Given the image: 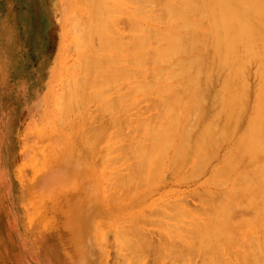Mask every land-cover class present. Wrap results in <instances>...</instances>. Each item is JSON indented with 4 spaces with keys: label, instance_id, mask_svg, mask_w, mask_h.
<instances>
[{
    "label": "bare ground",
    "instance_id": "1",
    "mask_svg": "<svg viewBox=\"0 0 264 264\" xmlns=\"http://www.w3.org/2000/svg\"><path fill=\"white\" fill-rule=\"evenodd\" d=\"M67 4L65 18L72 28L69 29L67 22L66 25L72 33L71 42L77 47L76 63L80 66L70 69V73L66 69L56 71L55 77L65 86L59 94L53 92V100L52 94L45 98V101L50 98L53 106L46 108L40 123L27 120L21 128L22 152L16 171L25 184L24 209L21 213L0 216V254L9 255L15 264H52V260H42L39 256L43 251L39 245L48 249V243L53 240L42 239L37 245L36 236L41 227L38 217L44 206L47 209L48 205L43 204L51 199V194L74 189L67 195L74 207L64 216L70 227L69 247L73 257L99 246L106 251L109 261L115 262L119 258L117 250L122 253L121 249H128L132 255L124 254L129 259L122 262L138 264V255L147 254L144 250L150 242L144 233L154 222L151 225H158L174 237L184 236L179 235L182 228L189 233L184 239L181 237L184 241H180V246L171 243L180 250L167 247L170 253L192 254L198 251L194 247L201 245L209 250L202 248L205 251H211L207 256L212 261L209 264H264V238L261 241L258 233V228L264 226V0H68ZM122 19L126 23V35L117 28ZM142 104L147 105L148 111L141 112ZM134 109L140 111L133 113ZM50 139L65 142L70 153L81 156L82 174L93 173L90 180L97 182L82 184L73 181L77 180L73 175L72 179L56 184L49 180L52 171L48 170L42 177L48 188L31 182L35 179L31 174L37 168V173L43 171L36 167L35 161L49 153L43 145ZM224 142L228 145L221 153ZM110 153H114L111 156L116 166L124 167L121 170L117 166L118 172L114 174L119 175L116 184L128 193L122 197L131 201L128 209L118 207V203H115L117 207L107 208L100 198L91 203L84 201L86 189H97L98 182L111 179L115 165H111L110 172L102 168ZM216 158L217 163L210 165ZM28 164L32 168H26ZM208 166L207 184L219 189L205 188L200 194L208 206V215L203 216L205 220L198 217L199 222L195 221L197 217L193 219L195 228L183 227L180 219L187 216L180 213L178 206L168 205L169 202L142 209V197L148 195L165 172H173L174 180L180 183L183 178L190 180L200 175ZM0 179L4 185L9 184L6 177ZM1 182L0 187L5 189ZM242 198L248 206H254L256 220L252 213V220L250 216L249 221L233 227L229 222L235 224L231 221L234 213L230 218V212L234 201ZM165 207L179 215L175 219L181 221V228L174 225L176 222L170 228L168 221L161 222L159 217L169 213L174 216L173 211L165 214ZM236 212L240 213L237 209ZM108 216L115 221L108 222ZM97 223H102L98 226H104V233ZM163 242V245L158 243L163 249L157 244L154 249L163 251L166 244ZM46 245L48 248H44ZM20 248L23 252L15 258L16 253L10 249L19 252ZM65 250L62 253L67 262L70 257ZM63 259L56 263L65 264ZM170 262L175 264L174 260Z\"/></svg>",
    "mask_w": 264,
    "mask_h": 264
},
{
    "label": "rangeland",
    "instance_id": "2",
    "mask_svg": "<svg viewBox=\"0 0 264 264\" xmlns=\"http://www.w3.org/2000/svg\"><path fill=\"white\" fill-rule=\"evenodd\" d=\"M67 1L68 0H0V178L6 177L9 181V184H10V185L9 184L4 185L5 183L3 184L0 181L1 186L2 185L6 186L5 187L6 190L4 189L3 186H2L3 188L0 187V189L2 188V190H0V197L3 198V201L6 198L5 202H3L1 199V207H2L1 208L2 214L0 213L1 217L4 216V214L7 215V213L11 214V213H14L16 211H19L21 213L22 210L24 209L22 191H23V186L25 184H23L24 181L21 182V178L18 176V173L16 171V168L19 167L18 157H19V154L22 152V151L20 152L21 146H22L21 139H20L21 138V134H20L21 132L20 131H21L23 124L27 120L31 121V123H37L40 120L41 116L43 118L46 115V113H47L46 108L48 106H50V107L53 106V105H51V104H53V102L51 103V101L54 99V95H55V94L53 95V92H55V93L58 92L57 94H59V92H60L59 90H62V87L65 86V83L60 82L55 77L56 71L59 73L63 69H66V72L70 73V72H72L70 69L75 68V66L77 67V65L79 64V63L78 64L76 63V61H78L77 60V58H78L77 52H76L77 47H75V45L73 44L74 42H71L73 39H72V33L69 31V29L72 27L69 26L70 24L68 25V23H69V22H67L68 19L66 20V18H65L66 12H67V7L69 5V4H67ZM128 3L129 4H127V5L131 6L130 2H128ZM75 4L77 5V3H75ZM77 14H78V12H77ZM66 22H67V25L69 26V29L66 25ZM118 23H119V25H117V28H119V31L122 34L125 33V35H126L128 33V31L126 33L127 29H125L126 28L125 21L122 19V20H119ZM120 23H122V24H120ZM121 26H122L123 30H121ZM69 39H70V43H69ZM93 42L96 45L95 40ZM68 43L70 44V46ZM65 46H66V48L67 47L70 48V50L67 48V50L65 51L64 50V49H66ZM73 63H75V64H73ZM78 66H80V65H78ZM67 70H69V72ZM60 83H62V84L59 85ZM51 94L53 96L50 97ZM47 97H50L51 99L53 97V99L51 100L49 98L48 101H45V98H47ZM146 106H147L146 104L140 105V108H142L141 112H144L145 110L148 109ZM135 109H134L133 113H135L136 111H140L138 109L137 110H135ZM146 115H148V114H146ZM42 118H41V120H42ZM40 121H39V123H40ZM37 124H34V125L37 126ZM30 127H33V125H31ZM224 143L225 144L223 145V147L220 150L221 153L226 151V146L228 145V143H226V142H224ZM67 147H68L67 144H65V142L60 141V140L50 139L49 142H44L43 149L46 150V153H48V152L49 153L46 154V156H45V154H43L44 157L39 158V159L37 158L38 161H35L36 167H40L39 169L42 168L43 171L42 170L41 171L43 173L39 172L41 175L39 173H37V170H38V168H37V170L35 171L36 173L31 174V176L33 175V177L35 175V179L33 180V178H32L31 182H35L36 184H43V185H45L46 188H48L47 184L42 180V177H44L46 174V170H48V171H52L48 177L52 183L62 184L66 179H72L73 175H75L77 177V180L73 179V181L82 182V184L83 183H91V184L96 183L97 181H95V179L90 180L93 176V173L91 175H90V173H88L86 175L82 174V170H81L82 168L81 167L83 166L82 163H84V159H82L81 156L73 155L72 153H70L67 150ZM108 152H110V149L108 150ZM111 152H113V151H111ZM112 154L114 155V153H110V156H107V158L109 160L108 159L105 160V162H104L105 164L104 163L102 164V168L105 167V169L107 171H109L110 169L113 168L112 167L113 164L115 165V167L111 170V172L114 170L113 173H111V179H110L111 182H109L110 180L109 181L102 180V182L100 181L101 184H100V182H98V185H100L99 188H97V189H95V188L86 189L84 191V201L86 203H91V202L97 201L96 200L97 198H100V199L104 200L103 203L107 208L113 207V205L116 206L117 204H115V203H118V205H117L118 207L122 206V209H128L131 206V204H129V202H131V201L127 200L126 197L122 198L123 196L127 195L128 193L126 194L125 190L120 185L118 186V184H116V182H118L117 177L119 176L118 174L116 175V173L118 172V170L116 171V169H118V167L120 165H117L118 167L116 166V164L114 163V160H115L113 158L114 156L113 157L111 156ZM107 155H108V153H107ZM37 157H39V155ZM110 158L112 160L114 159L113 162H111L112 160ZM217 159L218 158L214 159L210 163V165L211 164L213 165L214 161H215V163H217ZM119 163L121 164V162H118V164ZM215 163H214V165H215ZM29 164L27 165L26 168L30 169L31 166ZM103 165H106V166H103ZM122 167H123V165H122ZM119 168H121V167H119ZM208 168H210V166H208L207 169H205V171H201L200 175H198V176L195 175L196 177L195 176H192L193 178L188 177L190 180H187V179L185 180L183 178V181L180 183H178V182H176V180H174V179H176L175 178L176 175H174L173 172L172 173L170 171L165 172L164 176L161 177L160 181L153 184V187L151 188L148 195L146 194L145 197H142V209L147 208V207H148L147 209H149L151 204H152L151 206H153V205L157 206L159 204H162V202H164V201L166 202V203L164 202L165 203L164 205H166L167 202H169L168 205L172 204V207L178 206L179 210H181L180 213L187 216V218H185L186 220L184 218L180 219V220H182V222L181 221L180 222L182 223L183 227H188V225L189 226L192 225L193 228H195L194 227L195 224L193 225V219H196V217H197V219L195 221L199 222L198 217L200 218V216H201L202 219L200 218V220H203L205 217L207 218V215H208V210H207L208 206H206V203L201 199L200 194H202V193H204V191H206L205 188L208 190L211 189L214 191L219 189V187H215L213 185L211 186L210 184H207V178L209 177L208 176L209 175ZM121 170H124V167L121 168ZM92 171H94V170H92ZM114 172H116V173L114 174ZM28 174H30V173H28ZM37 174H39L38 175L39 177H36ZM98 174L99 173L97 172V177H98ZM52 175L54 178H50V176H52ZM172 175H173V177H172ZM223 187H225V186H223ZM223 187H222V189H223ZM94 190H96V191L92 192ZM122 190H123V192H122ZM130 190H132L134 192L133 189H130ZM200 190H201V193L199 192ZM72 191H74V189H71V191L68 193H63L65 191H63V192L60 191V193L56 192V194H54V195L51 194V196L52 195L53 196L52 197L50 196V198H51L50 200H48V201L46 200L47 201L46 203L44 201L43 206L46 204L48 206H47V209H46V206H44L43 212H41L40 217H38L39 221H41V227L39 226L40 228H39V233L36 236V243L38 245L39 241L41 243L42 239L47 240L50 238H51L50 240L51 241L53 240V241L51 243L50 240H47L48 242H50V244L48 243L49 248L47 245H46L47 247L44 246V248H48V249H42L43 248V247H41L42 244H41V246L39 245V250H40V248H41V250H43L40 254L38 253L39 256H41L40 258L42 260H52V262H53L52 264H58L56 262L61 261L63 258H64L63 263H65V264L66 263L67 264H119V263L124 264L125 263L124 261H127L129 259V258H127V257H129V255H124V254H127V253L130 254L132 252V251L130 252V250H128V249H124L125 252L123 249H121L122 253H121V251H118V250H117V252L115 251L117 253V256L121 260V262H120L119 258H117V260H116L117 263H115L116 261L110 262L109 257H107L106 251L103 249V247H99V246H96L93 250H92V248L91 249L88 248V249H90V251H88L86 254L79 255L77 257H73L75 255L69 247L71 234L68 232V228L70 229V227H69L67 219L64 217L65 215H67L66 211L69 212L74 207L73 201H69L68 197H67V195L69 193H72ZM126 192H128V191L126 190ZM130 194H132V192ZM4 195L6 196L5 198L3 197ZM15 196H17V197H15ZM124 199L126 201L122 202L121 200H124ZM242 199L243 200H241V201H240V199H238L237 200L238 203H237V201H234L237 203V206H236V203L231 202V203L235 204L233 206L235 210L232 207V210L230 212V218L232 217V215H233L232 212H233L234 217H232V219L236 220L235 221V220L231 219V221H233V223L235 222V224H237V222H238V224L235 225V224H232L231 222L228 221L229 225H233V227L238 226L240 222L242 223L244 221H249L248 219H250V218H248V217L252 216V213H254V216L256 214V212L254 211V206H248L247 200L245 198H242ZM119 202H121V203H119ZM203 202H204V204H203ZM242 202H244V203H242ZM225 203L226 202H224V204ZM226 204L228 205V202ZM227 205H225V207H227ZM158 207L160 208V206H158ZM161 207H164V206L161 205ZM202 207H204V209L207 211V213L204 212L205 210ZM206 207H207V209H206ZM241 207L243 209H241ZM244 207L246 210L244 209ZM67 208L69 210H67ZM120 209H121V207H120ZM165 209H167V207H165ZM236 209H237V211H240V213L236 212ZM156 210H157L156 212H159L158 209H156ZM160 210H161V208H160ZM162 210H164V209H162ZM175 210L179 211L178 209H175ZM243 210H245V211H243ZM76 211L77 210H75L74 212H76ZM164 211H166V210H164ZM170 211L172 212L173 210L167 209L165 214L166 213L168 214V212H170ZM156 212L152 211V213H156ZM152 213H151V217L154 220L155 218H153V217H155V215H152ZM161 213L164 214L163 211ZM172 213H174V211ZM241 214L243 216H241ZM190 215H192V216H190ZM235 215H236V217H235ZM103 216L104 215H101V217H103ZM159 216H161V215H159ZM165 216L164 217L162 216V218L159 217L161 222L162 221L163 222L168 221L167 222L168 225H170L171 223L174 224L176 222L174 225H177L178 227L180 226V228H181L182 225L179 222V219H178L179 223L177 222V219H175V218H179V215L177 216L174 213V216H175L174 217L173 215L170 216V213H169V215H167L166 217ZM203 216H205V217H203ZM238 216H240L241 218ZM254 216L251 217V220L253 219ZM158 217L156 215L157 221L159 220ZM188 217H190L189 218L190 220L188 219ZM255 218H256V216L254 217L253 220H256ZM108 219H109V221L108 220L107 221L110 223L115 221L114 219H111V216H108ZM110 219L113 221L111 222ZM187 219H188V222L186 223ZM238 219H239V221H238ZM241 219H243V220H241ZM160 220H159V222H160ZM190 221H191V223H189ZM166 222H165V224H166ZM99 223H97V226L102 224V223L101 224H99ZM45 224H46V226H45ZM151 224H154V222L153 223L151 222ZM151 224L149 226H147L148 231H146L144 233L147 241H150L148 243L149 246H147L146 250H144L145 252H147V254L144 253V251H143L142 253H144V255H142V254L138 255V258H137L138 264H141V263L142 264H158V263L161 264L160 261H162V262L164 261V264H168L170 261L173 262V260H174L175 264H209L210 262H212L211 260L208 261V259H209L208 257H209V254L211 253V251L207 252L209 250L206 247L205 248L207 251H205L204 250L205 248L203 246L200 247L201 245L194 247V250L196 248L201 253H199L196 250L194 251L196 253H194V252H192L193 249L191 251L192 254H188L189 256L186 255L187 253L186 254L183 253V255H186V256H183L181 253V255L183 257L178 255V254L170 253V250L167 247L169 246V248H170V246H173V245H171L172 242H173L172 244H174L175 247H177V245L180 246V244H179L180 241L183 240L185 238V236L189 235V233L186 231V228H182L181 233H180V230H178V232L180 233L179 235H181V234L184 235V236H181V237H183V239H181V237L178 235H175V237L173 234H172L173 236H171V234L169 235L168 233H167L168 234L167 235L163 229L158 227L157 224H156L157 226L151 225ZM123 225H125V224H123ZM164 226H166L165 229H168L171 227V225H170L167 228V224ZM192 226H190V228ZM197 226L201 227V224H199V225L197 224ZM262 226H261V228H262ZM4 227H5V225L3 226V228ZM98 227L99 228L102 227L100 229L101 231L104 229L103 225L98 226ZM180 228H178V229H180ZM261 228H258V233L260 232V234H261V235L258 234V237L260 239V236H261V241H262V239L264 238V235H263L264 234V228L263 229H261ZM187 229H189V228H187ZM196 229H197V227H196ZM104 231H105V229H104ZM104 231H102V233H104ZM255 232H257V229L255 230ZM0 233L2 234L1 231H0ZM256 235L257 234L255 233V236ZM0 237H1V235H0ZM166 238H168V240ZM170 238H172V239L170 240ZM177 239L179 240V242ZM12 240H13V238H12ZM47 241H45L46 244H47ZM183 241H182V243H183ZM152 242H153V244L151 245ZM162 242L163 243L166 242V244H164V246L166 248L164 247L163 251H159L155 248L158 251L157 252L154 249V247L157 245L160 246L159 244H162ZM175 242H176V244H175ZM262 242L264 243V239ZM167 243H168V245H167ZM43 245H44V243H43ZM162 245L160 246L161 248L159 247V249H163ZM174 246H173V248H174ZM179 246H178V248H179ZM152 247H153V249H150ZM198 247H200V250ZM65 248H66V250L69 251V254H68L65 250L67 257L68 256L70 258L72 257L71 259L70 258L67 259V262L65 261V257H63V253H62V249H65ZM147 248H149L150 250ZM178 248H176V249H178ZM202 248H204V249H202ZM181 249H184V248H181ZM179 250H180V248H179ZM10 251L13 254L16 253L15 258H17L21 255V252H23V249L20 248L19 252H17L16 250H12V249H10ZM191 252H188V253H191ZM205 252L208 253V255L206 254V256H205L204 255ZM154 253L155 254L157 253V255H155ZM122 254L125 257L122 256ZM131 255H132V253H131ZM131 255H130V261H132ZM141 255H142V259L140 257ZM160 255L163 256L164 260L162 259V257ZM175 255H177L178 257H176ZM7 256H8V258H7ZM156 256H157V258H156ZM168 256L170 259L167 258ZM175 257L177 259H175ZM202 257H203V260H202ZM206 257H207V260L204 259ZM125 258L127 260H125ZM171 258H172V260H171ZM181 258H183V259H181ZM189 258H191V260ZM158 259H160V261ZM33 260L35 261L36 259H33ZM157 260H158V262H157ZM204 260H205V262H204ZM11 261H13V258L10 257L9 255L4 254V256H3V254H0V264H5V263L6 264H15L14 262H11ZM206 261H208V262H206ZM127 263L130 264L129 262H126V264ZM134 264H136V262ZM170 264H171V262H170ZM211 264H213V263H211Z\"/></svg>",
    "mask_w": 264,
    "mask_h": 264
}]
</instances>
